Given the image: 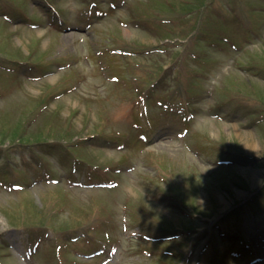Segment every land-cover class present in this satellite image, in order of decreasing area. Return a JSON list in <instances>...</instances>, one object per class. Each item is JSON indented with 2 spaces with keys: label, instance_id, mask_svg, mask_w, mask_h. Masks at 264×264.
<instances>
[{
  "label": "rangeland",
  "instance_id": "1",
  "mask_svg": "<svg viewBox=\"0 0 264 264\" xmlns=\"http://www.w3.org/2000/svg\"><path fill=\"white\" fill-rule=\"evenodd\" d=\"M29 1L0 0L1 13L30 18L0 17V264H259L250 252L264 256V5L129 0L130 12L89 23L85 0H49L56 18ZM202 26L242 50L194 48ZM157 45L184 52L158 56ZM191 53L206 63H187ZM177 58L186 66L170 65ZM138 63L168 69L173 83L160 90L199 94L189 124L157 118L147 144L138 136L146 129L134 126L142 121L134 102L151 83L150 73L134 74ZM240 106L250 115L236 113ZM216 107L226 114L213 118ZM110 137L130 146L117 150ZM226 151L253 160L218 166ZM74 158L100 166L96 174L118 187L74 185L60 163ZM46 171L61 184L34 181ZM16 183L28 189L13 190ZM82 233H90L88 245ZM37 239L40 254L32 256ZM94 245L103 249L94 260L72 251Z\"/></svg>",
  "mask_w": 264,
  "mask_h": 264
},
{
  "label": "trees",
  "instance_id": "2",
  "mask_svg": "<svg viewBox=\"0 0 264 264\" xmlns=\"http://www.w3.org/2000/svg\"><path fill=\"white\" fill-rule=\"evenodd\" d=\"M258 1L261 2L264 5V0H258ZM209 4L207 2L206 5L209 6ZM187 5H188V2L186 4V6L184 5V9L187 8ZM206 5L202 6V8H205ZM221 26H223V25H221ZM198 31L199 32H198L197 36H195V38L192 39V40H194V42H193L194 48L196 47L197 49H199L202 45H204V46H202L203 48H211V49H215L218 53H227V54H230L232 52H239L242 49V45L239 44L236 40L231 39L229 36H222L220 38L219 37H216L215 36V33H209V32H207L205 30L204 26L200 27L198 29ZM246 34L250 36V33H248L247 31H246ZM255 34H257L256 31H255ZM227 49H229V51ZM199 55L200 54H196V58H194L192 61L196 60V62L199 63V60H200ZM202 62L203 63H206L205 60L201 61V63ZM179 64H180V67H183V64L182 63L179 62ZM161 70H162L161 67H155V72L157 74H159V72ZM201 76H203V75H201ZM60 149H62V147L61 146H58V147L54 148L52 151H56L58 154H60V153H62V151H60ZM43 150H45V149H43ZM48 152H51V151H48ZM78 167L81 170L80 164H78ZM260 203H261V200H259L258 203H256V204H260ZM257 206H261V204L260 205H257Z\"/></svg>",
  "mask_w": 264,
  "mask_h": 264
},
{
  "label": "clouds",
  "instance_id": "3",
  "mask_svg": "<svg viewBox=\"0 0 264 264\" xmlns=\"http://www.w3.org/2000/svg\"><path fill=\"white\" fill-rule=\"evenodd\" d=\"M252 47H253V48H255V47H256V45H253Z\"/></svg>",
  "mask_w": 264,
  "mask_h": 264
}]
</instances>
